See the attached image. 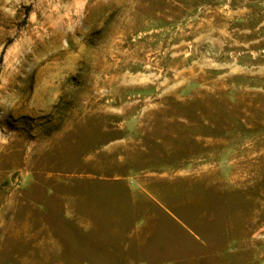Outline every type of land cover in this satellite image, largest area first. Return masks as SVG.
Instances as JSON below:
<instances>
[{
  "label": "rangeland",
  "instance_id": "1",
  "mask_svg": "<svg viewBox=\"0 0 264 264\" xmlns=\"http://www.w3.org/2000/svg\"><path fill=\"white\" fill-rule=\"evenodd\" d=\"M0 264H264V0H0Z\"/></svg>",
  "mask_w": 264,
  "mask_h": 264
}]
</instances>
